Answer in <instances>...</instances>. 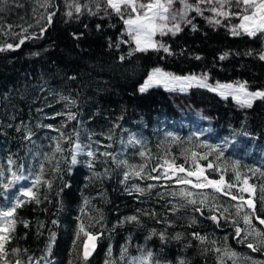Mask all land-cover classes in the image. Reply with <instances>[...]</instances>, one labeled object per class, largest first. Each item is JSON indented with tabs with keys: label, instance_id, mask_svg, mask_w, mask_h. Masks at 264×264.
I'll return each mask as SVG.
<instances>
[{
	"label": "trees",
	"instance_id": "16d2710c",
	"mask_svg": "<svg viewBox=\"0 0 264 264\" xmlns=\"http://www.w3.org/2000/svg\"><path fill=\"white\" fill-rule=\"evenodd\" d=\"M71 2L67 0V3ZM79 2L95 8L90 0ZM53 3L58 10L51 25L41 21V25L47 27L42 37L25 39L15 51L0 52V120H3L0 127V160L9 152L25 157L27 142H22L19 139L21 134L14 130L21 121L35 133L33 140L40 150L50 151L51 138L58 136V132L39 125L50 124L60 128L66 117L56 113L71 111L77 114L79 123L68 122L67 128L63 129L65 133L75 127L80 132L82 143H91L93 149L112 152L117 160H127L137 166L145 161L137 154L141 147L128 144L132 135L143 141L144 148L150 152L152 159L148 161V168L155 166L166 155L175 157L176 164H181L184 163V156L191 152L204 154L209 150L208 145H220L224 150L223 160L229 163L240 161L241 172L247 174L249 183L256 186L253 196L256 211L264 216L258 199L260 187L264 185V100H255L251 108L238 109L232 102L223 101L208 89H192V101L207 108L214 120L212 134L208 138L194 133L179 115L169 93L154 88L143 93L139 91L147 76L157 68L180 76L207 73L208 82L213 85L246 81L250 91L264 90V61L258 58V54L264 52V42L246 35L233 36L228 27H213L203 17L197 16L194 21L197 31H192L189 26L174 37L162 38L171 45L174 55L149 51L127 57L134 42L120 43L119 48L115 47L121 39H130L126 34L122 36L125 25L117 16H104L101 11L96 16L84 12L77 18L73 12L69 18L65 15L69 11L66 0H53ZM17 4L23 7H17ZM3 7L4 11L0 12V25L4 26L0 30V47L7 43L15 46L22 36L40 35L36 20L40 14L46 15L47 12L39 7L36 0H8ZM33 9L38 10L36 15H33ZM53 10L50 8L47 11ZM237 23L239 20L236 18L224 21L225 25ZM98 24L101 26L99 29L96 27ZM7 25H12V28L8 29ZM24 28L28 31L24 32ZM249 51L253 55H247ZM35 52L40 55L34 56ZM224 52L231 54L227 59L220 60L219 56ZM121 55L127 58L121 61ZM196 56L201 59L197 60ZM61 97L75 100V106L69 108L68 101ZM13 115L15 120L11 119ZM8 123L14 127L8 128ZM114 124L120 127L116 128ZM108 136L112 139H107ZM213 158L214 154L210 159ZM78 159L81 163L73 166L72 171L63 177L69 188L59 192L62 182L57 181L51 191L41 189V197L46 194V200L42 199L39 205L29 203L18 209V218L28 221L29 226L25 228L22 223L17 224L15 238L9 248L27 249L26 254L20 253L25 264L29 256L33 260L47 256L50 264H82L76 259L75 252L86 239L81 234L80 240H77L81 222L86 231L103 233L96 241V252L89 258L88 264H106L109 259L115 264H124L119 256L126 245L130 256H139L141 250H150L161 264H179L181 260L186 264H217V254L202 253V247L210 245L201 246L199 241L192 239L190 234L193 231L207 236L209 240H216L217 247L223 246L227 236V245L237 253L236 264H249L246 257H251L257 264H264V251L253 252L246 244L237 243L233 239L230 223L221 220L218 227L211 220L193 213L192 206L175 214L168 211L171 205L166 201L183 203L178 197L168 194L179 191L181 187L191 189V186L177 185L172 180L136 178L130 179L129 184L136 183L143 188L155 184L157 187L146 190L144 195L135 192L130 195L126 185L121 183L126 171L123 166H117L111 160L104 163L107 158L99 157L95 171L101 175L97 178L84 163L88 157L81 155ZM105 168L108 169L107 175H103ZM248 168H259L260 171L253 175ZM158 174L152 173L153 176ZM231 175L229 172L226 179ZM211 178H218V174ZM191 190L212 193V189ZM216 195L230 213H235L230 205L238 201H230L219 193ZM248 196L245 193L246 199ZM85 201L88 203L85 204ZM2 202L3 198H0ZM145 212H154L157 218H166L172 225L158 223L151 216L144 215ZM131 215L139 216L140 223L123 222ZM193 216L197 223L190 227L189 220ZM53 221L57 223L53 224ZM253 223L258 225L255 220ZM89 224L92 226L89 227ZM240 227H244L243 223ZM153 229L165 232L166 239L151 236ZM52 233H55V242L51 254L47 255ZM176 233L183 234L181 240L172 238ZM40 264H46L45 260L41 259ZM227 264H233V261L227 260Z\"/></svg>",
	"mask_w": 264,
	"mask_h": 264
},
{
	"label": "snow or ice",
	"instance_id": "6c2138e0",
	"mask_svg": "<svg viewBox=\"0 0 264 264\" xmlns=\"http://www.w3.org/2000/svg\"><path fill=\"white\" fill-rule=\"evenodd\" d=\"M36 2L39 7L44 8L47 12L46 15L40 14L36 20V25L40 26V35L33 36L29 34L27 37L22 36L15 46L12 43H7L6 46L0 47V52L15 51L24 44L25 39H38L47 31V27L41 25V21H46L47 25H51L58 6L53 3V0H36ZM90 2L95 4L94 9L89 7L87 3L81 4L79 0H72L71 3H67L66 0V6L69 11L65 15L71 18L73 12H75L77 18H79V15L84 12L96 16L103 11L104 16H117L126 26L122 36L126 34L130 39H121L115 44V47L119 48L120 43L131 44L134 42V47L128 52L127 57H131L135 53H148L149 51L174 55L171 45L166 44L163 39L157 40L156 37H174L182 32L184 27L189 26L192 31H197V25L194 23L197 16L203 17L213 27H228L230 34L233 36L246 35L250 39L259 38L261 42H264V0H90ZM7 3L8 0H0V12L4 11L3 5ZM17 7H23V5L17 4ZM50 8L54 10L47 11ZM37 11V9H33V15H36ZM205 12L211 13V15L205 16ZM191 13H195V15H191ZM233 18L238 19L239 23L234 25L224 24L225 20L230 22ZM3 27L0 25V30H3ZM29 27H32V25H29ZM96 27L99 29L101 26L98 24ZM7 28L11 29L12 25H7ZM23 31L27 32L28 29L24 28ZM230 54V52H224L219 56V59L225 60ZM246 54L253 55V52L249 51ZM33 55L38 56L40 53L35 52ZM127 57L121 55L119 59L124 61ZM195 58L197 60L201 59L200 56ZM258 58L264 61V52L259 53ZM208 79L207 73L180 76L157 68L147 76L139 91L143 93L152 86L163 85L169 91L178 90L185 92L195 86L218 92L225 100L232 97L238 105L245 108H251L253 102L257 99L264 100V90L250 91L246 81L216 83L213 85L207 82ZM61 99L68 101L69 108L76 104V101L69 97H61ZM56 115L66 117V122L60 128H54L50 124L39 125L58 132V136L51 138L50 151L44 152L40 150V146L36 145L33 140L35 133L28 124L21 121L15 125L14 130L21 134L19 139L22 142H27L25 144V157H20L18 153L9 152L0 160V198H3V202L0 203V264H25L20 258V253L26 254L28 250L18 247L9 248L15 238L14 233L17 224L22 223L25 228L29 226L28 221L18 218V209L23 208L25 204L35 203L39 205L42 199L46 200V194L43 198L41 197V189L51 191L57 181L62 182L59 185V192L69 188L70 185L63 181V177L72 171L73 166L81 163L78 159L81 155L88 157L84 163L89 169L93 170V176L97 178L101 175L95 171L99 157L107 158L103 161L104 163L111 160L117 166H123L126 171L123 173L121 183L126 185V190L130 195L133 192L144 195L146 190L157 187L155 184H148L146 188L140 187L136 183L129 184L130 179L134 180L136 178L172 180L177 185L191 186V189H212L211 194L204 191H192L186 187H181L179 191L170 192L168 195L173 198L178 197L183 203L172 204V201H166V204L171 205L168 211L175 214L182 208L192 206L191 211L193 213H198L199 216L211 220L218 227L221 224V220H224L225 223H230L233 228V239L237 243L246 244V247L253 252L264 251V216L257 214L256 202L253 198L256 186L250 184V177L241 172L240 161L229 163L223 160L224 150L220 145H208L209 150L204 154L191 152L184 156V163L181 164H176L175 157L169 158L166 155L160 158L155 166L148 168V161L152 159L150 152L144 148L143 141L132 135L129 137L128 144L133 147L139 145L141 150L137 154L145 161L137 166L129 164L127 160H117L112 152H101L99 148L93 149L91 143H82L80 132L75 127L70 132L65 133L63 129L67 128L68 122L77 121L79 123L75 112L68 111L66 113H56ZM52 118L54 119V117ZM11 119L15 120L16 117L13 115ZM2 126L3 120H0V127ZM113 126L116 128L120 127L119 124H114ZM7 127L13 128L14 125L8 123ZM88 139L91 141V136ZM107 139H112V137L108 136ZM95 143L100 144L101 142L95 141ZM29 145H35V147ZM103 146L105 148L111 147V145ZM213 154L214 158L210 159ZM189 161L191 163L188 167H185ZM200 161L206 163L202 164ZM145 168H148L147 172H145ZM259 171V168H248V172L253 175ZM229 172L232 175L226 179ZM152 173L159 174L153 176ZM107 174L108 169L105 168L103 175ZM217 174L218 178H211ZM233 189H235V192ZM217 193L228 197L230 201H238L230 205L235 209V213H230L229 208L224 207L220 203ZM245 193L249 194L247 199L245 198ZM258 199L261 204V211L264 212V185L260 187ZM87 203L88 201H85V204ZM205 209L208 213L207 216H205ZM144 215L151 216L158 223H164L166 226L172 225V222L166 218H157V214L154 212H145ZM233 216L236 218H232ZM254 220L258 222L259 226L253 223ZM96 222L99 223V220ZM123 222L139 224L140 218L137 215H131L126 217ZM52 223L56 224L57 222L53 221ZM196 223V217H191L189 226H194ZM241 223L244 225L243 228L240 227ZM91 226L89 224V227ZM81 234L86 239L75 249L76 259L81 261L82 264H88L89 258L96 249V241L103 233L93 234L90 231H86L84 223L81 222L77 240H80ZM150 235L158 236L161 240L166 239L165 232H157L155 229L151 231ZM190 235L192 239L199 241L201 246L210 245V247H202V253L213 252L217 254V264H227V260H232L233 264H236L237 253L227 245V236L224 237L223 246L217 247L216 240H209L207 236L201 235L197 231H193ZM182 237V233H176L172 238L179 241ZM54 242L55 233H52L47 248V255L51 254ZM108 254L109 257L112 256L111 249H109ZM10 256L16 258L9 259ZM41 259L45 260L46 264H50L47 261V256L36 260L29 256L26 264H40ZM245 259L249 261V264H257L251 257H246ZM119 260L123 261L124 264H161V261L150 250L146 252L141 250L139 256H130L127 245L122 249ZM106 264H115V262L109 259ZM179 264H186V262L181 260Z\"/></svg>",
	"mask_w": 264,
	"mask_h": 264
},
{
	"label": "rangeland",
	"instance_id": "374dc122",
	"mask_svg": "<svg viewBox=\"0 0 264 264\" xmlns=\"http://www.w3.org/2000/svg\"><path fill=\"white\" fill-rule=\"evenodd\" d=\"M233 10L235 11V9H233ZM209 15H211V13L205 12V16H209ZM221 19H223V18H221ZM162 38H164V37H162ZM162 38L160 36L156 37L157 40H160ZM153 88L154 89H163L164 91H166L167 93H169L171 95L173 102L175 104L176 110L178 111L179 115L182 117L183 120H185L186 123H188V125L191 126L192 130L194 131V133L196 135L202 136V137H208V138L211 136L214 120L211 116L210 111L207 108H205L204 106H199V105L195 104L192 101V99L190 98V91L192 89H206V88H198V87L193 86L192 88L188 89L187 91L181 92L178 90L177 91H169L166 88H164L163 85H160V86H152V87L148 88L147 90H150ZM213 93L217 94L225 102H229V101L232 102V104H234L238 109H248V108L241 107L240 105H238L232 97H229L227 100H225L223 97H221L218 94V92H213ZM192 179H194V178H192ZM246 194H248V193H246ZM253 196H254V194H253Z\"/></svg>",
	"mask_w": 264,
	"mask_h": 264
},
{
	"label": "water",
	"instance_id": "95a60500",
	"mask_svg": "<svg viewBox=\"0 0 264 264\" xmlns=\"http://www.w3.org/2000/svg\"><path fill=\"white\" fill-rule=\"evenodd\" d=\"M95 252H96V249H95V251L93 252L92 256L95 254ZM92 256H91V257H92Z\"/></svg>",
	"mask_w": 264,
	"mask_h": 264
}]
</instances>
